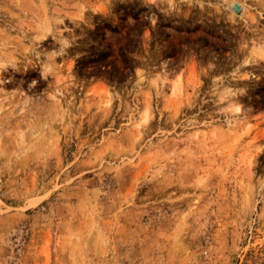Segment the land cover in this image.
<instances>
[{
  "label": "rangeland",
  "instance_id": "374dc122",
  "mask_svg": "<svg viewBox=\"0 0 264 264\" xmlns=\"http://www.w3.org/2000/svg\"><path fill=\"white\" fill-rule=\"evenodd\" d=\"M0 264H264V0H0Z\"/></svg>",
  "mask_w": 264,
  "mask_h": 264
},
{
  "label": "water",
  "instance_id": "95a60500",
  "mask_svg": "<svg viewBox=\"0 0 264 264\" xmlns=\"http://www.w3.org/2000/svg\"><path fill=\"white\" fill-rule=\"evenodd\" d=\"M235 9H236L237 12L239 11L238 5H235Z\"/></svg>",
  "mask_w": 264,
  "mask_h": 264
},
{
  "label": "bare ground",
  "instance_id": "6f19581e",
  "mask_svg": "<svg viewBox=\"0 0 264 264\" xmlns=\"http://www.w3.org/2000/svg\"><path fill=\"white\" fill-rule=\"evenodd\" d=\"M234 10L236 11V9H235V5H234ZM237 12V11H236Z\"/></svg>",
  "mask_w": 264,
  "mask_h": 264
}]
</instances>
